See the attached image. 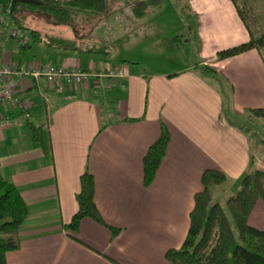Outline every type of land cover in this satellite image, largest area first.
I'll use <instances>...</instances> for the list:
<instances>
[{
  "label": "crops",
  "instance_id": "crops-1",
  "mask_svg": "<svg viewBox=\"0 0 264 264\" xmlns=\"http://www.w3.org/2000/svg\"><path fill=\"white\" fill-rule=\"evenodd\" d=\"M187 2L198 42L192 71L207 67L213 73L186 74V66L150 75L130 73L126 66L101 69L55 50L60 59L53 66L95 74L120 69L122 77L18 88L29 122L47 133L49 150L42 153L31 142L24 123L0 129V175L28 208L19 248L5 255V264H168L163 253L183 242L204 170L238 181L249 168L264 172V149L251 153L247 135L232 122L247 110H264V65L253 50L215 60L216 52L248 40L228 0ZM0 53L4 62L10 59ZM10 64L19 66L11 59ZM109 81L123 82L122 98L111 94L102 111L95 94L99 87H113ZM18 116L14 109H0V118ZM161 126L169 143L151 185L143 188L142 157ZM84 170L94 179L93 201L102 221L118 230L115 237L89 219L74 234L62 229L76 211ZM246 223L264 236L262 202L253 205Z\"/></svg>",
  "mask_w": 264,
  "mask_h": 264
},
{
  "label": "trees",
  "instance_id": "trees-1",
  "mask_svg": "<svg viewBox=\"0 0 264 264\" xmlns=\"http://www.w3.org/2000/svg\"><path fill=\"white\" fill-rule=\"evenodd\" d=\"M244 26L248 40L230 48L218 51L216 61H223L248 51H255L264 65V32L252 34L247 17L236 0H229ZM158 0H137L130 6L134 18L145 15L148 7L157 5ZM104 10V0H0V17L8 18L20 32H27L30 41L39 40V34L24 26L22 13L38 14L43 20H51L54 25H69L77 16L100 13ZM7 12V13H6ZM6 13V15H5ZM192 19V18H191ZM193 20V19H192ZM192 27L195 30L194 21ZM192 39H196L195 32ZM30 41L22 49H28ZM57 49L79 51L82 53L105 55L103 48H92L84 52L78 50L73 40L56 39ZM202 71L213 73L210 68ZM246 117H253L264 123V110L246 111ZM133 122V120H130ZM30 140L42 153H48L49 139L41 127L34 126L29 120L24 123ZM169 143V134L160 127L157 138L146 149L142 157V186L148 188L164 158ZM226 176L222 172L204 170L199 178L200 190L192 196V208L188 214V227L181 246L168 249L163 259L168 264H264V236L260 231L246 223L253 205L260 201L264 204V172L253 170L244 175L239 188L233 196L226 199L224 206L213 202L212 189L222 184ZM79 190L74 196L76 211L69 221L62 225L68 234H74L82 219H89L105 228L115 237L118 230L106 225L94 205V179L84 170L78 178ZM28 218V208L16 187L0 175V264H5V255L19 248L18 233Z\"/></svg>",
  "mask_w": 264,
  "mask_h": 264
},
{
  "label": "rangeland",
  "instance_id": "rangeland-1",
  "mask_svg": "<svg viewBox=\"0 0 264 264\" xmlns=\"http://www.w3.org/2000/svg\"><path fill=\"white\" fill-rule=\"evenodd\" d=\"M135 1L137 0H104L102 12L76 16L69 25H54L51 20L44 21L38 14L22 13L21 15L26 16L24 26L39 34V40L35 42L30 41L27 32L18 31L8 18L2 17L4 29L1 31L0 49L20 67L36 65L34 62L38 61L55 65L60 59L55 50L63 52L55 47L56 39L60 38L73 40L75 47L83 52L92 48H103L104 56L64 50L70 59L79 61L81 66H86V62L92 61L101 69H122L126 66L131 68L130 73L141 72L143 75L164 70L169 73L173 69L186 66V74L204 75L203 71H192L198 59V42L192 39L191 33L194 34L195 30L191 21L194 20L187 0H158L157 5L148 7L145 15L139 19L130 13V6ZM236 3L245 12L252 34L258 36L264 32V0H236ZM8 31H17L20 39L30 41L28 49L17 45L15 40L9 37ZM122 83L109 81L108 84H114L113 87L105 90L98 88L101 92L97 91L95 97L96 101L101 103L102 111L109 107L111 94L116 95V101L122 98L119 92ZM112 98L110 105L114 108L117 103L114 96ZM222 111L225 112L224 109ZM235 121L232 119L235 125L237 123V129L247 135L251 153L259 154L264 149V123L245 115L236 117ZM25 132L27 133L26 130ZM249 171L250 168L242 172L240 177L252 172ZM241 178L238 181L230 176L228 180L214 187L213 202L223 207L226 199L233 196L239 188Z\"/></svg>",
  "mask_w": 264,
  "mask_h": 264
},
{
  "label": "built area",
  "instance_id": "built-area-1",
  "mask_svg": "<svg viewBox=\"0 0 264 264\" xmlns=\"http://www.w3.org/2000/svg\"><path fill=\"white\" fill-rule=\"evenodd\" d=\"M3 29L4 19L0 18V38ZM8 35L11 39L15 40L17 45L25 46L28 42L27 39H20L17 31H8ZM95 77L116 79L122 77V72L120 69H112L104 73L95 74L93 71L85 72L78 69H69L50 64L41 66L36 64L20 67V65H11L10 59L4 62L3 56L0 53V109H14L19 113V116L12 120L0 118V129L21 125L30 118L29 113L17 95L20 86L24 85L31 87L40 82L52 85L60 83L61 81H67L75 86H79Z\"/></svg>",
  "mask_w": 264,
  "mask_h": 264
}]
</instances>
